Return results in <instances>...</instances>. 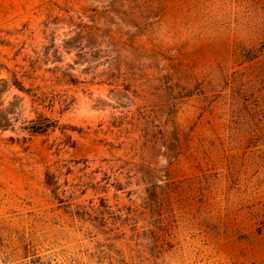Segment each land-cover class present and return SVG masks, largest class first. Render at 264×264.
<instances>
[{
    "label": "rangeland",
    "instance_id": "rangeland-1",
    "mask_svg": "<svg viewBox=\"0 0 264 264\" xmlns=\"http://www.w3.org/2000/svg\"><path fill=\"white\" fill-rule=\"evenodd\" d=\"M252 46L264 48V0H0V264H110L95 218L121 238L117 264H264V52L244 58ZM178 82L188 91L171 94ZM173 120L176 159L140 151L172 183L155 248L145 221L110 212L140 188L131 145H161ZM117 177L125 192L106 183ZM102 200L109 213L93 210Z\"/></svg>",
    "mask_w": 264,
    "mask_h": 264
},
{
    "label": "trees",
    "instance_id": "trees-1",
    "mask_svg": "<svg viewBox=\"0 0 264 264\" xmlns=\"http://www.w3.org/2000/svg\"><path fill=\"white\" fill-rule=\"evenodd\" d=\"M264 52V48L252 46L251 48L244 47L242 49V55L244 58L248 60H255L260 53ZM180 81V80H179ZM182 81V79H181ZM180 81V82H181ZM14 85L21 91H26L25 88L17 81L14 80ZM175 86L171 90V94L177 92H186L188 91L187 88L180 86L181 84H174ZM169 118L174 119V111L169 113ZM171 129L170 131L164 132L162 128L158 127V135L156 136L161 137L158 138V141L162 140V144H157L158 142H154V140L146 139L144 136V142L139 144V142H135L131 145V150H134V157H141L140 151L144 146H148L152 143V148L162 153L165 160L171 162L172 160L176 159L180 155L181 147H182V140H181V131L180 126L174 120L170 122ZM124 145V144H121ZM161 146L163 148H161ZM114 148V147H113ZM161 149L163 152H161ZM141 162H134V169H129L127 173L130 175L129 178H135L136 176L139 177L137 185L140 188L136 190H130L128 192V198L130 199L131 205L130 206H118L115 212H110L113 214L111 221L113 224L122 222L126 223L129 221H135L142 219L145 221L146 224V231L143 236L149 241V245L151 244L156 248L160 242L165 241L166 234L160 230V227L164 224V212L167 211V204L169 203L168 196L171 192L172 183L169 181H163L160 179L159 172L157 167L154 165V162H146L142 157L140 158ZM112 160H120L118 157L113 156ZM131 163L130 161H127ZM134 174L131 176V174ZM128 178V179H129ZM107 181V180H106ZM163 181V182H162ZM162 182V184H160ZM109 186L114 187L117 191L125 192L127 185L119 182L118 177L115 179V183H110L109 181L106 182ZM46 187L52 193L53 196H57V177L55 174L51 173L49 170L46 172ZM106 184V185H107ZM129 184V182H128ZM134 195H137L135 200L132 199ZM166 198V199H165ZM167 203V204H166ZM135 204V205H134ZM110 206L104 201H101L99 208L93 209L95 212H99L102 214L109 213ZM103 211H99L102 210ZM74 219H80L83 221V218L87 216L86 213L82 209H78L77 212L72 213ZM93 222L91 227H94L97 231L99 230L105 239V246L107 251H109L108 257L106 258L110 264H117V259L114 257V250L116 243L121 240L118 235H110L109 233L103 232L102 228L105 227V224H102V221L105 222V218L100 221V219L95 218L91 220ZM152 230L154 231H150ZM149 234V235H148ZM103 246V247H105ZM106 251L102 252L105 253ZM38 260H31L29 264H39L37 263Z\"/></svg>",
    "mask_w": 264,
    "mask_h": 264
}]
</instances>
